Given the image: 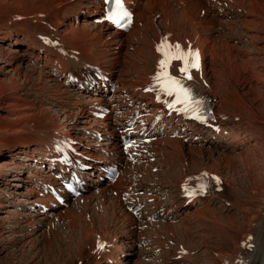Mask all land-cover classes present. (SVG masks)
Segmentation results:
<instances>
[{
  "label": "bare ground",
  "instance_id": "bare-ground-1",
  "mask_svg": "<svg viewBox=\"0 0 264 264\" xmlns=\"http://www.w3.org/2000/svg\"><path fill=\"white\" fill-rule=\"evenodd\" d=\"M125 3L134 11L127 33L94 23L99 0H0V264H264V0ZM165 39L199 53L187 83L218 101L219 122L178 119L181 139L164 130L143 143L139 161L157 157L148 166L162 182L130 164L119 135L128 115L157 110L147 87L161 71ZM71 60L94 67L114 91L64 86L54 62L70 70ZM180 67L174 60L169 69L182 78ZM52 145L88 167L86 179L108 162L121 174L111 186L94 177L59 206L42 192L51 175L35 166ZM200 173L218 177L214 194L182 197L180 183ZM134 202L144 205L138 217L124 209ZM59 223L65 232L51 234ZM153 228L161 238L143 234ZM11 248L20 252L14 258Z\"/></svg>",
  "mask_w": 264,
  "mask_h": 264
},
{
  "label": "snow or ice",
  "instance_id": "snow-or-ice-1",
  "mask_svg": "<svg viewBox=\"0 0 264 264\" xmlns=\"http://www.w3.org/2000/svg\"><path fill=\"white\" fill-rule=\"evenodd\" d=\"M114 3L116 7L111 10L108 18L112 23L121 26L120 22L125 20L129 14L124 10L122 0H114ZM157 51L162 57L159 61L161 71L157 73L154 80L157 82L160 91L169 96L174 95L176 97L175 102L183 105L180 109L181 111L191 112L194 114V118L202 120L201 108L203 105L201 100L194 98L192 90L186 88L178 78L170 75L167 71L172 61L179 60L181 62V67L179 69L180 73L186 79H192L191 69H199L200 67L199 53L191 49L184 50L180 44L170 45L167 43L166 39L157 47ZM205 177H207V174H202L201 180ZM206 187V184H202L198 191L202 192ZM98 247H103V245L98 244Z\"/></svg>",
  "mask_w": 264,
  "mask_h": 264
},
{
  "label": "rangeland",
  "instance_id": "rangeland-1",
  "mask_svg": "<svg viewBox=\"0 0 264 264\" xmlns=\"http://www.w3.org/2000/svg\"><path fill=\"white\" fill-rule=\"evenodd\" d=\"M5 13H6V12L2 13V15H4ZM33 16L36 17V19H37L38 21L41 20V15H40V14H34ZM91 17H92V15H90L89 19H91ZM63 18H64V17L61 15L60 19H61V20H64ZM41 22H42L43 24H45V22H43V21H41ZM63 23H65V22H63ZM35 26H36L37 29L40 28L39 23H37V25H35ZM39 86H40V85H39ZM35 94H37V93L35 92ZM36 97H37L39 100L41 99V100H40V103H41V104H43V105H45V106H47V107H50L49 105H47V103L44 104V102H45L46 100H45L44 98H42V97L40 96V94L36 95ZM43 99H44V100H43ZM52 110H55V109L52 108ZM60 121H61V120H60ZM4 154H5V153H4ZM141 166H146V165H141ZM140 168L143 169V170H145V172L147 173V178L149 177L148 175H150V172H152V171L154 172V171H155V172H154V173H155L154 175H155V176H159L160 178L162 177V178H161L162 180L160 179L162 182L167 181V180L165 179V176H164V175H158V174L156 175V171H157V170H156L155 168H152V169L150 170V168H149L148 165H147L146 167H140ZM138 169H139V168H137L136 170H138ZM134 171H135V170H134ZM153 172H152V173H153ZM137 173H139V172H137ZM127 175H128V174H125V176H127ZM151 175H152V174H151ZM152 176H153V175H152ZM140 177L142 178V176H140ZM149 178H150L151 180H153L151 177H149ZM149 178H148V179H149ZM150 179H149V180H150ZM143 180H144V179H143ZM146 180H147V179H146ZM160 184H162V183H160ZM163 200H164V199H163ZM167 201H169V200H167ZM226 207L229 208V204L226 205ZM83 211H84L83 209L79 208V211H77L76 214L80 217V215H81V213H83ZM78 213H79L80 215H79ZM88 216H89V214L86 215V218H87V219L89 218ZM152 223H154V222H152ZM59 224H61V223H59ZM59 224H58V225H55V224L52 225V229H53L54 231H53L51 234H55V235H57L58 232H59L58 230H60L61 232H65V231H64V230H66L65 227L62 226V224H61V225H59ZM154 225H155V224H154ZM53 226H54L57 230L54 229ZM63 227H64V228H63ZM136 228H140V227H136ZM195 228H196V229H195ZM62 230H63V231H62ZM153 230H154V232H153ZM197 230H198V227L196 226V224L193 225V226H192V236H193V237L196 236V232H197ZM161 231L164 233V230H163V229H161ZM195 231H196V232H195ZM55 232H56V233H55ZM59 234H60V232H59ZM143 234H144L145 236H147V237H148V236L150 237L151 234H152V236H151L152 238H161L159 232L156 231L154 228H153V229H150V230H147L146 233L143 232ZM155 234H156V235H155ZM193 234H194V235H193ZM151 237H150V238H151ZM162 237L165 238V237H166L165 234H162ZM177 237H179V236L177 235ZM166 239H167V238H166ZM22 250H23V252H22L23 257H24L27 261H32L31 259L34 258V256H35L34 253H35V252H34L33 250H31V251H30V250H27V248L22 249ZM32 252H33V253H32ZM8 253H10V255L12 254V255H11V258H14V256H15V255H18V253H20V252L18 251V249H14V248L12 249V248H11V249L9 250ZM14 253H15V254H14ZM16 253H17V254H16ZM29 258H30V259H29ZM202 259H203V260H202ZM130 261H132V259H131ZM163 261H164V260H163ZM199 261H200V262H199ZM202 261L204 262V261H205V258H200V259L197 260V262H199V263H201ZM126 264H131V263H130V262H129V263L126 262Z\"/></svg>",
  "mask_w": 264,
  "mask_h": 264
}]
</instances>
